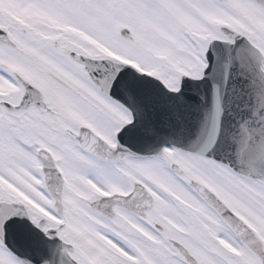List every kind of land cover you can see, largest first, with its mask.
Listing matches in <instances>:
<instances>
[{
    "label": "snow or ice",
    "instance_id": "obj_1",
    "mask_svg": "<svg viewBox=\"0 0 264 264\" xmlns=\"http://www.w3.org/2000/svg\"><path fill=\"white\" fill-rule=\"evenodd\" d=\"M212 52L236 122L217 90L195 131L143 143L125 74L178 95ZM24 217L70 264H264V0H0V264H32Z\"/></svg>",
    "mask_w": 264,
    "mask_h": 264
},
{
    "label": "water",
    "instance_id": "obj_2",
    "mask_svg": "<svg viewBox=\"0 0 264 264\" xmlns=\"http://www.w3.org/2000/svg\"><path fill=\"white\" fill-rule=\"evenodd\" d=\"M211 63H216L219 65L221 63L224 70H227L231 57L228 52H224L217 56L215 52H212ZM123 71V70H122ZM216 69H213L212 73L208 71L206 78L211 77L212 81L205 79L203 82H186L182 88L180 94H171L165 90V88L159 83L155 82L149 78H139L132 71L134 76L125 74L124 79H135L136 82V94L137 101L144 107L146 112L145 120L138 125L137 135L139 136L143 133L146 127H151L155 129V135L145 136L143 138V143L153 144L165 137H175L182 129L188 132L195 131L200 122L204 119L206 111L210 110L212 107L213 93L219 91L222 102L225 105L224 114V125L229 127L236 121L231 114H229L228 108H231V112L239 115L238 108L242 107L246 98L242 94L243 82L239 79L238 72L236 68H233L230 75V80L226 81L225 85H222V81L217 80L213 77H217L215 74ZM225 77V75L221 76ZM238 78L242 84H239L236 80ZM229 94L228 96L225 94ZM185 102V105L183 103ZM178 113V114H177ZM176 115V116H175ZM176 119V120H175ZM186 119V120H185ZM183 126L179 124H183ZM187 125V126H186ZM186 126V128L184 127ZM188 142V136L185 134L184 144ZM136 147H140L139 144ZM26 221H28L25 218ZM15 225L16 229L23 230L27 237H31L33 240L29 242L30 239L23 240H13L9 236L10 246L19 254H23L28 257L33 264L41 263V254L37 250V245L41 243L38 236H29L28 231L32 229L24 221L21 225ZM40 245V244H39Z\"/></svg>",
    "mask_w": 264,
    "mask_h": 264
},
{
    "label": "flooded vegetation",
    "instance_id": "obj_3",
    "mask_svg": "<svg viewBox=\"0 0 264 264\" xmlns=\"http://www.w3.org/2000/svg\"><path fill=\"white\" fill-rule=\"evenodd\" d=\"M31 222V221H30ZM39 232H40V234L46 239V240H48V241H50V239H48V237H46L39 229H37ZM52 240H59L58 238L57 239H52ZM60 241V240H59ZM61 242V241H60ZM62 243V242H61ZM63 264V263H62ZM65 264H70V261H68L67 263H65Z\"/></svg>",
    "mask_w": 264,
    "mask_h": 264
}]
</instances>
